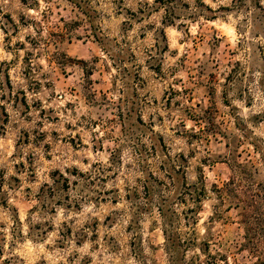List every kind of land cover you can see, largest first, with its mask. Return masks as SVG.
Returning <instances> with one entry per match:
<instances>
[{"label":"clouds","instance_id":"obj_1","mask_svg":"<svg viewBox=\"0 0 264 264\" xmlns=\"http://www.w3.org/2000/svg\"><path fill=\"white\" fill-rule=\"evenodd\" d=\"M72 21L80 27L69 31L64 24ZM0 53V66L15 73L9 94L0 71V264H264V205L255 215L225 210L264 182V119H253L264 114V0H84L82 8L70 0H0ZM28 54L31 75L21 79ZM32 82L41 87L29 106L42 104L14 107L16 91L28 93ZM212 87L216 96L206 99ZM224 98L229 106L220 108ZM211 104L232 145L215 150L251 174L236 177L235 199L225 193L221 203L209 190L202 213L176 228L159 209L163 201L181 210L174 167L198 183L194 169L213 149L203 139L187 142L204 123L190 117ZM74 137L75 148L61 143ZM192 151L197 156L185 165L179 154ZM151 175L164 187L150 201L127 200ZM204 175L210 186L214 178ZM117 187L128 190L107 197L118 203H101ZM93 220L100 226H85Z\"/></svg>","mask_w":264,"mask_h":264},{"label":"rangeland","instance_id":"obj_2","mask_svg":"<svg viewBox=\"0 0 264 264\" xmlns=\"http://www.w3.org/2000/svg\"><path fill=\"white\" fill-rule=\"evenodd\" d=\"M22 2L27 4L28 0H22ZM70 2H74L75 6L77 8H82L84 0H70ZM185 7H187V5H185ZM132 15L134 16V14H132ZM171 15L174 16L175 12L173 11L171 13ZM168 18L169 17H166L165 19L167 20ZM4 19L7 20L9 24H12L13 27H16L15 22L12 20L11 13L6 14L4 16ZM19 19H20L21 24H25V25L27 24V22L25 21V18L23 16H20ZM61 22L63 23V18H61ZM64 27L68 28L69 31H72L73 29H75L77 27H80V22L79 21H72V22H70L68 24H64ZM17 31H19L18 28H17ZM52 35L57 37V38H64V34L63 33L53 32ZM26 39L32 41L31 37H26ZM165 39H167L166 36H165ZM75 40L80 42V43H82V44H84V45H87V44H89L91 42V37L89 38V40H85L84 36H79L78 35V36L75 37ZM67 42L70 45L73 44V40L71 38H68ZM180 43H183V42L181 41ZM32 44H33V47L37 46V42H35V41H32ZM17 46L18 47H22V45H20L19 43L17 44ZM166 50H167V46L165 47V51ZM9 51H10V49H9ZM0 55H2V53H0ZM30 55L31 54H28L24 58L23 63L28 64V67L23 69V75H22L21 79H27L31 75V65L29 64V56ZM64 55H67V54L66 53H61V56H64ZM72 59H76V57L73 56ZM79 62L80 63H84V60H83L82 57L79 59ZM4 63L6 64L7 61H5ZM152 70L153 71H159V69H152ZM0 71H2L4 73V80L7 83V87L9 89V94H11L12 88H13L12 79H13V76L15 75V73L12 72L11 68H5V67H2V66H0ZM214 79H215V75L212 74L210 76V80H214ZM229 79H231V76L229 77ZM227 82L228 81L226 80L225 83H227ZM40 87H41V85L39 84V82H32L31 83V87H29V92L28 93H25L22 88L17 90L15 95H14V97H13V100L15 102L13 106L15 107L17 105L23 104L27 111H31L33 108H37L38 109L39 105L42 104V101H35L34 103H32L29 106L28 96L32 92L33 88L37 92H39ZM177 87H179V85H177ZM206 91H207L206 99L208 97H215L216 96L215 87H212L210 90H206ZM184 92H185V94H187L188 90L184 89ZM224 96L226 97V92L224 93ZM210 103H211V101H210ZM217 103L219 104L220 108H226V107L229 106L230 102L226 98H224V99L218 100ZM169 106H171V98H169ZM196 106L199 107V104H197ZM48 111H52V110L50 109ZM21 115H25V113L22 112ZM4 116L6 118L5 122H7L8 113H7L6 110L4 111ZM40 116L41 117L45 116V112H40ZM218 116H219V108L216 106V104H211V106L208 109L205 110L203 116H201V117H194V116L190 117V120L193 123H196V121L198 119L204 121V123L203 124L196 123L197 131L192 134L191 138L187 142L191 144V143H195V142L203 139V140H205L206 143L209 144L210 149H213L212 151H210V149H205L206 152L210 151V154L209 155H205L204 157H202L200 159V164L197 165V167L194 169L195 173L198 174L197 175L198 183H192L191 184V185L198 184L199 186H201L202 182H204L205 186L207 187L208 192H209V190H211L213 192L214 185L222 187L226 182H228L230 177L233 174V168H235V165H236L234 161L232 163L228 162V159L225 156V152L215 150L217 148V146L220 145L221 143H223V149L224 150H228V149H230L232 147L231 143L228 142V134L225 133L224 131H222L220 125H217V123H216V120L218 119ZM28 119H31V117H28ZM58 119H59V117L55 118V120H58ZM253 119H256V120L264 119V114H258L257 116L253 117ZM55 120H50V122L54 123ZM233 123H234V125L236 127L240 126L239 125V121L234 120ZM221 124H223V120H221ZM66 127H70V126H66ZM203 133H206L207 135L204 136ZM52 135L53 136H57L59 134L57 132H53ZM179 135L180 134L177 133V136H179ZM77 136H79L78 133H77ZM41 138H43V137L41 136V137H38L37 139H41ZM61 143H66L70 147L75 148L76 147V138L75 137L72 138V139L65 138L64 140L61 141ZM45 147L49 151L51 150V145H45ZM196 156H197V153L194 152V151L189 152L188 157H186L183 154V152H181L179 154V159L185 165H187L189 157L195 159ZM47 159L50 160L51 157H47ZM219 169H223L224 170L223 173H221L219 171H216V170H219ZM205 170H207V172L210 174V176L214 178L213 182L211 183L210 186L205 181V175H204L205 174ZM247 171L249 172V174H251L248 169H247ZM58 174H59L58 170H53V171H50V173H49L50 177H53V178L56 175H58ZM173 174L176 176L177 194H178L184 188L185 182L188 183L187 173H186L185 169L183 168V169H180V172H178V173L177 172H173ZM61 178L63 179V177H61ZM157 179H159V178L157 176H155V175L149 176L147 178V180H149V183L151 185H154V186L157 185V183H156ZM166 179L170 180L167 177H166ZM260 184L264 186V182H261ZM64 186H65V188L68 187V182L67 181H65V185ZM46 187H47L46 185L42 186L40 191L42 193L45 192ZM154 188L158 189L156 187H154ZM143 190H144L143 189V185H141L140 186V190H139V193H141V195H144ZM113 191L127 192L128 190L125 189V188H122V187H117L116 189H110L108 192L102 194L103 198L101 199V203H104V204H108V203L117 204L118 203L117 200L113 199V200L109 201L107 199V197L110 196ZM213 194H215V193L213 192ZM133 196H135L137 199H139V197L136 195V193H128V195L126 196V199L127 200H131ZM207 198H208V195H207V197H205L203 199L202 202H206ZM189 201H191V200H189ZM189 201H188V203H189ZM179 206H180V209H181L179 211H182L184 208H187V205L179 204ZM69 207L71 208L72 205H69ZM76 207H77V209L79 208L78 205ZM225 210L228 211V212H233V211H237L239 209L232 207L230 209L227 208ZM202 211H203V207H202V204H201V208L199 209V212L197 213V215L196 214L195 215L196 216L200 215L202 213ZM147 214H148V212L143 214V215H147ZM188 215H189V219H192L191 218L192 212H189ZM237 215H239V211H237ZM112 219H113L112 214H109V215H107L106 219L104 220V223L108 224V222L111 221ZM85 226L86 227L91 226L92 228H96V227L100 226V223H99L98 220H93L91 222V225L86 223ZM68 233H69V235H71V229L68 230ZM78 235H81V233H78ZM162 235H164L163 231H162ZM82 238H86V233L82 234ZM86 260H87V258H86Z\"/></svg>","mask_w":264,"mask_h":264},{"label":"trees","instance_id":"obj_3","mask_svg":"<svg viewBox=\"0 0 264 264\" xmlns=\"http://www.w3.org/2000/svg\"><path fill=\"white\" fill-rule=\"evenodd\" d=\"M165 2L170 3L171 0H165ZM164 165H161V170L163 171ZM180 169H183V167L180 168H173V172H180ZM153 176V175H151ZM250 176L249 172L246 168L235 165V175H234V168H233V174L230 177L229 181L226 182L222 187L214 185L213 192L217 196L218 199H221L224 194L226 193L229 197H232L233 199L236 198V190L239 188V185L237 184L236 177H245L247 178ZM170 180L172 179V175L167 176ZM157 185H151L149 183V180L146 179V182L143 185V192L144 195H141V193L136 192V195L140 198L143 196V198L146 201H150L153 195L155 194L156 188H163L164 187V180H156ZM248 199H240L234 206V208L241 209L243 208L246 212L251 211L253 215L258 213L260 211V206L264 205V186L259 184L255 185V190H251V187L246 190ZM208 195L207 187L205 186L204 182H202V185L199 186L191 185L187 182L184 184V188L176 195L175 202L176 204L181 205H187L188 201L191 200L193 206L184 208L182 211H178L176 207L169 203L161 202L162 206L159 209V216L161 217L162 221L166 224H170L176 228H182V227H188L192 223V219L194 216L197 215L199 212V209L201 208L202 201L205 197ZM221 202L223 203V200L221 199ZM233 206H229L228 208H232ZM150 208L148 206H145L142 208L141 214H145L149 212ZM192 212V219H189L188 213ZM196 214V215H195ZM240 214V213H239ZM245 219H248L247 216H245ZM166 235V233H164Z\"/></svg>","mask_w":264,"mask_h":264}]
</instances>
